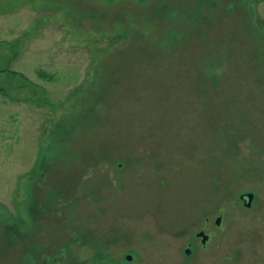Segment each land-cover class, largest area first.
Instances as JSON below:
<instances>
[{
	"label": "rangeland",
	"instance_id": "1",
	"mask_svg": "<svg viewBox=\"0 0 264 264\" xmlns=\"http://www.w3.org/2000/svg\"><path fill=\"white\" fill-rule=\"evenodd\" d=\"M0 264H264V0H0Z\"/></svg>",
	"mask_w": 264,
	"mask_h": 264
},
{
	"label": "water",
	"instance_id": "2",
	"mask_svg": "<svg viewBox=\"0 0 264 264\" xmlns=\"http://www.w3.org/2000/svg\"><path fill=\"white\" fill-rule=\"evenodd\" d=\"M240 200L244 201V207L245 208H250L251 207V204H252V201H253V195L250 193V194H245L243 196H240ZM220 223V219L217 218L215 220V224L216 225H219ZM197 237L201 238L202 240V243L204 244L207 240V237L203 234V233H199L197 235ZM126 260L127 261H131V257H126Z\"/></svg>",
	"mask_w": 264,
	"mask_h": 264
},
{
	"label": "flooded vegetation",
	"instance_id": "3",
	"mask_svg": "<svg viewBox=\"0 0 264 264\" xmlns=\"http://www.w3.org/2000/svg\"><path fill=\"white\" fill-rule=\"evenodd\" d=\"M247 194H248V193H247ZM243 195H245V194H241L240 196H243ZM240 196H239V202H240V203L242 204V206L244 207V201L240 200ZM252 202H253V201H252ZM244 208H245V207H244ZM247 209H248V208H247ZM218 218L220 219V222H221V218H220V217H218ZM216 219H217V218H216ZM216 219H215V220H216ZM204 221L207 222V221H208V218L205 219ZM219 224H220V223H219ZM209 226H210V225H209ZM214 226H215V227H218L219 225H216V224H215V221H214ZM203 228L206 229V227H203ZM203 228H202V229H203ZM208 229H209V228H208ZM208 229H207V231H208ZM199 233H203V234H204L203 231H199L198 233H196V237H195V239H194V242L189 243V244H188L189 247H191V246L193 245V243L198 244L197 241L200 242V244H201L202 246H204V245L206 244V242L203 244L202 241H201L202 239L199 238V237H197V235H198ZM204 235H205V234H204ZM206 241H207V240H206ZM184 256H185V257H190V256H191V249H190V248L184 250Z\"/></svg>",
	"mask_w": 264,
	"mask_h": 264
}]
</instances>
